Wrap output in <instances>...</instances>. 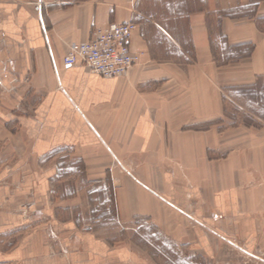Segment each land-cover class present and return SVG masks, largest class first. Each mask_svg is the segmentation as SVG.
I'll return each mask as SVG.
<instances>
[{
    "label": "crops",
    "instance_id": "obj_1",
    "mask_svg": "<svg viewBox=\"0 0 264 264\" xmlns=\"http://www.w3.org/2000/svg\"><path fill=\"white\" fill-rule=\"evenodd\" d=\"M124 22L125 75L63 63ZM257 87L264 0H0V264H264V116L222 123ZM80 193L133 234L79 231Z\"/></svg>",
    "mask_w": 264,
    "mask_h": 264
},
{
    "label": "rangeland",
    "instance_id": "obj_2",
    "mask_svg": "<svg viewBox=\"0 0 264 264\" xmlns=\"http://www.w3.org/2000/svg\"><path fill=\"white\" fill-rule=\"evenodd\" d=\"M233 89V88H232ZM226 89L223 90V102H224V118H223V128H233L235 125H246L253 123H261L263 120L261 119L264 115H255L252 114L251 109L254 111L261 112L264 107V89L263 87L257 89L249 88L240 89V90H232ZM64 157L70 158L69 150H64ZM61 168V174L68 175L71 172L78 173L79 177H81V164L76 161V159H72L71 162H63L61 164H57ZM71 167V169L69 168ZM73 173V174H74ZM68 182V181H66ZM69 184V183H68ZM94 186V185H91ZM92 188V187H89ZM68 190V189H67ZM89 190V189H88ZM86 193V192H85ZM91 195V194H90ZM97 195H95L96 197ZM80 201V205L78 203L79 210L73 212L77 214L79 218L81 226L79 227V231L91 230L93 233L97 234L98 237H109L110 240L118 242L119 240L124 241L125 236H131L133 234L132 227H123L122 224L117 220L115 213L111 209L110 206L109 211L104 213V217H102V209L101 206L97 204V199L92 196H77ZM112 198V197H111ZM110 198V199H111ZM93 199V203L90 201ZM85 201V202H83ZM89 201V202H88ZM130 239L126 241V243L130 244Z\"/></svg>",
    "mask_w": 264,
    "mask_h": 264
},
{
    "label": "built area",
    "instance_id": "obj_3",
    "mask_svg": "<svg viewBox=\"0 0 264 264\" xmlns=\"http://www.w3.org/2000/svg\"><path fill=\"white\" fill-rule=\"evenodd\" d=\"M134 28L133 22L110 23L96 28L89 40L70 44L63 63L73 66L80 62L107 78L123 76L138 60L130 49Z\"/></svg>",
    "mask_w": 264,
    "mask_h": 264
}]
</instances>
